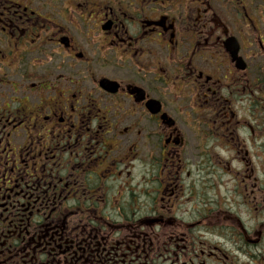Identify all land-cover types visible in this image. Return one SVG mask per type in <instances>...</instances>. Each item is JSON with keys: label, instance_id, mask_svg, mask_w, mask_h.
I'll return each instance as SVG.
<instances>
[{"label": "flooded vegetation", "instance_id": "1", "mask_svg": "<svg viewBox=\"0 0 264 264\" xmlns=\"http://www.w3.org/2000/svg\"><path fill=\"white\" fill-rule=\"evenodd\" d=\"M0 264H264V0H0Z\"/></svg>", "mask_w": 264, "mask_h": 264}]
</instances>
